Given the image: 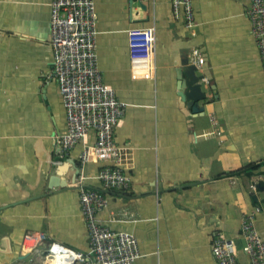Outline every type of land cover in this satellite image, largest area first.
<instances>
[{"label": "crops", "instance_id": "0c3cea01", "mask_svg": "<svg viewBox=\"0 0 264 264\" xmlns=\"http://www.w3.org/2000/svg\"><path fill=\"white\" fill-rule=\"evenodd\" d=\"M94 1L101 77L126 104L113 137L130 179L128 188L105 192L96 218L136 236V264H217L218 233L233 238L237 261L248 264L241 220L255 208L264 242V71L249 0H191L192 28L171 0ZM133 27L154 28L148 77L130 67ZM197 57L202 111L181 88L182 62ZM52 60L49 0H0V264H46L48 242L88 251L77 182L82 175V187L102 190L96 176L108 162L81 165L92 130L68 155L58 153L65 111ZM29 232L47 241L29 249Z\"/></svg>", "mask_w": 264, "mask_h": 264}, {"label": "built area", "instance_id": "2783aa9c", "mask_svg": "<svg viewBox=\"0 0 264 264\" xmlns=\"http://www.w3.org/2000/svg\"><path fill=\"white\" fill-rule=\"evenodd\" d=\"M175 13H181L187 28L195 25L191 0H171ZM50 44L53 52L51 76L57 82L65 111V129L56 141L57 151L66 156L89 131L95 132V142L80 154L81 165L90 160L108 162L97 172L102 190L81 186L78 179L80 210L88 232L87 253L78 252L57 242H48L46 264H136L140 257L136 236L127 231L112 230L99 222L96 211L107 206L103 190L129 187V176L119 164L121 148L113 137L115 126L124 115L126 104L114 89L104 83L96 54V20L94 0H49ZM250 31L255 40L264 71V0H249L246 10ZM128 50L130 67L135 76H149L153 64L155 35L153 27L129 28ZM199 67L200 57L191 60ZM76 183V182H75ZM76 184V185H77ZM254 193L257 186L250 183ZM259 208L246 213L241 229L246 243L243 247L248 264H264V242L254 226ZM42 232H29L24 245L33 249L47 241ZM234 240L218 233L212 242V254L217 264H241L234 251Z\"/></svg>", "mask_w": 264, "mask_h": 264}, {"label": "water", "instance_id": "95a60500", "mask_svg": "<svg viewBox=\"0 0 264 264\" xmlns=\"http://www.w3.org/2000/svg\"><path fill=\"white\" fill-rule=\"evenodd\" d=\"M182 69L185 73V79L184 82L181 84V88H186L187 90H183L182 96L184 99H187L189 103L192 104L193 110H200L202 111L201 106L199 105L200 102H202L205 98V93L202 90L201 81L203 75L197 73L196 66L192 63H189V60L186 59L182 62ZM78 175V172L74 175V178H76ZM50 185V184H49ZM85 187V186H83ZM103 192H108V190H103ZM252 198L256 199L255 194L251 195ZM47 246V243H46Z\"/></svg>", "mask_w": 264, "mask_h": 264}, {"label": "trees", "instance_id": "16d2710c", "mask_svg": "<svg viewBox=\"0 0 264 264\" xmlns=\"http://www.w3.org/2000/svg\"><path fill=\"white\" fill-rule=\"evenodd\" d=\"M244 171H246V170H244ZM246 173H247V175H250L251 174V171L250 170H247Z\"/></svg>", "mask_w": 264, "mask_h": 264}]
</instances>
